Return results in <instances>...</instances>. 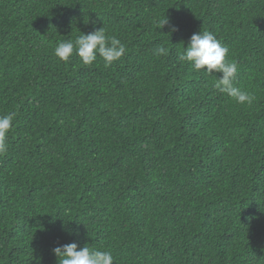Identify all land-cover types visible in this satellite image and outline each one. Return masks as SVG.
Instances as JSON below:
<instances>
[{"label": "trees", "instance_id": "obj_1", "mask_svg": "<svg viewBox=\"0 0 264 264\" xmlns=\"http://www.w3.org/2000/svg\"><path fill=\"white\" fill-rule=\"evenodd\" d=\"M102 27L126 47L110 67L55 55ZM199 31L250 105L179 59ZM5 114L0 264H57L69 243L114 264H264V0H0Z\"/></svg>", "mask_w": 264, "mask_h": 264}, {"label": "clouds", "instance_id": "obj_2", "mask_svg": "<svg viewBox=\"0 0 264 264\" xmlns=\"http://www.w3.org/2000/svg\"><path fill=\"white\" fill-rule=\"evenodd\" d=\"M170 21L167 16L157 21V28L163 29ZM178 31L171 26L170 32ZM76 54L85 66H92L99 56L105 67H110L120 60L126 53L125 45L115 36H108L104 27L88 34H80L75 40L60 41L55 48V55L62 61H69ZM229 49L210 31H199L192 34L187 47L179 55L181 61L187 62L197 71L207 72L209 75L221 73L214 82V88L226 94L239 104L250 105L253 95L235 86L234 81L238 73V64L227 59ZM157 56H168L169 49L159 45L154 49ZM14 114L0 115V154L7 151L6 138L13 127ZM57 257V264H114L111 251H101L88 247L78 249L76 243L57 246L52 249Z\"/></svg>", "mask_w": 264, "mask_h": 264}]
</instances>
